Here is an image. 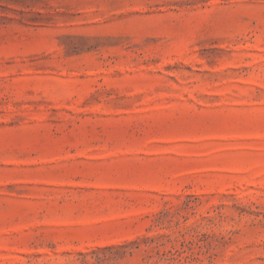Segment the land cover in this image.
<instances>
[{
  "label": "rangeland",
  "instance_id": "1",
  "mask_svg": "<svg viewBox=\"0 0 264 264\" xmlns=\"http://www.w3.org/2000/svg\"><path fill=\"white\" fill-rule=\"evenodd\" d=\"M0 264H264V0H0Z\"/></svg>",
  "mask_w": 264,
  "mask_h": 264
}]
</instances>
